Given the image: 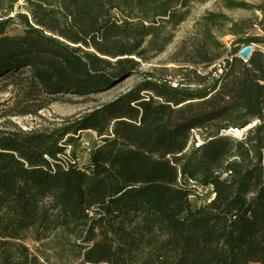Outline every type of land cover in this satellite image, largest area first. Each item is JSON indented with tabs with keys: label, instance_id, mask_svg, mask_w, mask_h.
Listing matches in <instances>:
<instances>
[{
	"label": "trees",
	"instance_id": "1",
	"mask_svg": "<svg viewBox=\"0 0 264 264\" xmlns=\"http://www.w3.org/2000/svg\"><path fill=\"white\" fill-rule=\"evenodd\" d=\"M203 1L0 0L4 117L140 76L60 128L0 130V264H46L25 242L56 233L77 264H264V54L237 56L264 43L249 35L264 33V1L223 0L259 18L206 12L170 56L175 68L139 71ZM86 131L98 143L79 167L66 149ZM198 187L213 198L195 205Z\"/></svg>",
	"mask_w": 264,
	"mask_h": 264
},
{
	"label": "rangeland",
	"instance_id": "2",
	"mask_svg": "<svg viewBox=\"0 0 264 264\" xmlns=\"http://www.w3.org/2000/svg\"><path fill=\"white\" fill-rule=\"evenodd\" d=\"M243 1L248 4L259 5L264 0H235ZM22 5L19 1L16 9ZM206 12L224 13L233 20L259 18V14L256 12L252 15L249 12L243 10H226L223 7V0H205L203 3L193 4L190 15L185 22L180 24L175 30V38L173 42L167 46L165 51L153 58L152 60L141 63L139 66L140 72H150L157 74L163 68H175V65L169 64V58L179 46L182 40L189 36L192 32V28L196 20H198ZM11 34L20 33V29L17 25H13L9 29ZM250 36L261 37L264 40V33L258 28H254L250 33ZM232 36H225L221 39L226 48L231 47ZM264 54V43L261 45L253 46ZM140 81V76L135 74L129 78H126L121 83L117 84L108 91L99 94H92L86 97H79L75 95H66L59 101L51 104L47 109L40 111L36 116L25 117H4L8 109L12 106L13 100L10 94V88L0 93V130H22L26 132H43L52 129L60 128L67 121L79 118L101 105L107 104L121 95L128 92ZM245 130H233L230 129L223 133L224 135L241 139ZM196 139L198 140L197 135ZM199 142V141H197ZM98 138L96 134L91 131H86L80 134L79 141L75 148L68 147L66 149V155L71 156L74 151V155L77 157L76 163L79 167L87 163L88 156L92 147L97 145ZM197 196L192 197L191 201L195 205L209 202L213 196L211 188H196ZM67 236L63 233H56L50 239L43 242L42 245H37L30 240L26 241V246L33 252L40 255L46 264H77L75 253L69 251L65 244Z\"/></svg>",
	"mask_w": 264,
	"mask_h": 264
},
{
	"label": "water",
	"instance_id": "3",
	"mask_svg": "<svg viewBox=\"0 0 264 264\" xmlns=\"http://www.w3.org/2000/svg\"><path fill=\"white\" fill-rule=\"evenodd\" d=\"M253 52V46L252 45H248L243 47L239 52H238V57L243 60V61H248L251 54ZM262 159H263V163H264V149L262 151Z\"/></svg>",
	"mask_w": 264,
	"mask_h": 264
}]
</instances>
